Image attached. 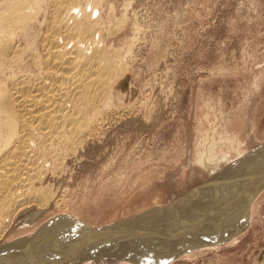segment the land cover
Instances as JSON below:
<instances>
[{"label": "rangeland", "instance_id": "rangeland-1", "mask_svg": "<svg viewBox=\"0 0 264 264\" xmlns=\"http://www.w3.org/2000/svg\"><path fill=\"white\" fill-rule=\"evenodd\" d=\"M7 1L0 4L11 10ZM21 2L22 23L30 35L27 41L24 35L17 40L21 31L14 26L16 63L9 61L0 73V90L11 87L14 75L47 69L42 38L61 22L74 32L80 22L98 24L91 25V37L79 34L86 38L78 45L73 39L65 45L61 36L55 43L84 54L93 48L105 55L115 52L118 69L108 78L111 89L97 114L101 126L75 140L77 144H65L57 164L51 154L39 162L34 188L45 199L23 202L25 194L17 197L23 203L16 200L13 214L0 228V246L31 238L59 214L100 227L169 205L217 178L229 162L264 141V0ZM57 3L67 7L63 13ZM33 35L35 41L26 44ZM261 175L257 172L254 178ZM248 183L242 179V186L235 183L233 188L221 184L215 200L233 201L234 193L244 192ZM33 192L30 188L26 195ZM254 196L247 225L234 241L188 251L166 264H264V186ZM76 227L74 237L82 230ZM66 245L51 244V254ZM69 264L133 263L99 259Z\"/></svg>", "mask_w": 264, "mask_h": 264}, {"label": "bare ground", "instance_id": "bare-ground-1", "mask_svg": "<svg viewBox=\"0 0 264 264\" xmlns=\"http://www.w3.org/2000/svg\"><path fill=\"white\" fill-rule=\"evenodd\" d=\"M4 1L7 0H0V3ZM11 3L15 10L12 7L9 10L8 6L5 5L7 9L0 4V73L16 57L17 44L13 41L12 34L14 26L15 30L21 31H18V38L24 35L27 41L30 35L26 30L27 24L22 23L25 10L19 7L21 0H11ZM61 4L57 3L56 6L63 13L67 7L60 6ZM58 24H52L47 30L49 32L46 31L42 38V56L47 69L36 73L20 70L19 77L12 75V80L10 78L11 87L0 90V228L13 214L14 204L17 205L22 200L17 197L25 194L23 202L38 201L37 197L40 201L45 199L34 188V180L40 178L39 162L46 160L51 154L54 155L51 161L54 165L57 164L58 159L63 157L61 155L65 152V144L71 141L75 144L85 133L101 126L102 121L97 114L111 89L110 84H107L110 81L108 78L114 76L118 69L115 58L118 56L115 52L105 55L101 49L93 48L91 53L84 54L78 48L76 51L67 50L63 44L60 46L55 43V37L61 36L65 45L73 40L78 45V42L86 38L79 34L87 32L88 36V32L98 24H91L88 20L76 23L78 29L75 32L71 31L72 28L69 29L68 23L61 27ZM18 38L17 40H23ZM34 41L33 35L26 44ZM47 145L48 149L45 148ZM71 147L74 145L71 144ZM253 149L229 162L228 167L217 178L189 192L185 198H178L163 207L147 208L114 224L91 227L77 218L67 220V215L59 214L41 226L31 238H19L9 245L0 246V264H69L99 259L124 260L133 264H166L188 251L217 249L234 241L236 234L245 229L250 214L249 204L257 190L264 186V141ZM223 160L229 161V156H225ZM257 172L262 175L255 179ZM232 178L239 179L236 181ZM242 179L249 180V183L244 192L239 195L234 193L232 197H238L236 201L234 199L224 201L227 204L217 203L215 199L218 191H221V184L231 188L235 183L236 186H242ZM30 188L34 190L33 194L26 195ZM23 202H19V205ZM75 227L82 230L74 237ZM71 228L74 232L69 233ZM192 230L194 231L190 233L192 236L189 239H182ZM21 243L22 247L18 246ZM51 244L60 247L67 245L61 248L63 251L57 248L61 253L56 249L57 252L54 254L53 251L52 255Z\"/></svg>", "mask_w": 264, "mask_h": 264}]
</instances>
